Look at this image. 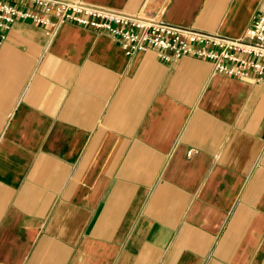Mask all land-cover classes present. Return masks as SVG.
<instances>
[{
	"label": "crops",
	"instance_id": "0c3cea01",
	"mask_svg": "<svg viewBox=\"0 0 264 264\" xmlns=\"http://www.w3.org/2000/svg\"><path fill=\"white\" fill-rule=\"evenodd\" d=\"M240 37L264 0H84ZM17 20L0 40V263L264 264V81Z\"/></svg>",
	"mask_w": 264,
	"mask_h": 264
},
{
	"label": "built area",
	"instance_id": "2783aa9c",
	"mask_svg": "<svg viewBox=\"0 0 264 264\" xmlns=\"http://www.w3.org/2000/svg\"><path fill=\"white\" fill-rule=\"evenodd\" d=\"M17 20L49 25L50 34L71 21L106 31L128 55L154 50L166 61L188 55L210 60L215 73L264 81V12L253 17L242 36L230 37L173 23L143 10L127 12L84 0H0V40Z\"/></svg>",
	"mask_w": 264,
	"mask_h": 264
}]
</instances>
